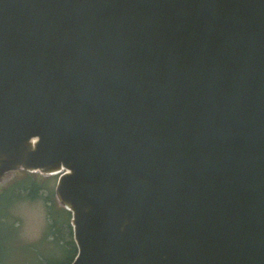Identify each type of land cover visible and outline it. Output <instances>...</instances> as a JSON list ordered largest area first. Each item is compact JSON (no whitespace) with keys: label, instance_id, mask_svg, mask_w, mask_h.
Here are the masks:
<instances>
[{"label":"water","instance_id":"obj_1","mask_svg":"<svg viewBox=\"0 0 264 264\" xmlns=\"http://www.w3.org/2000/svg\"><path fill=\"white\" fill-rule=\"evenodd\" d=\"M57 176L70 264H264V0H0V185Z\"/></svg>","mask_w":264,"mask_h":264},{"label":"rangeland","instance_id":"obj_2","mask_svg":"<svg viewBox=\"0 0 264 264\" xmlns=\"http://www.w3.org/2000/svg\"><path fill=\"white\" fill-rule=\"evenodd\" d=\"M28 178L35 185H40L41 190L35 199H25L26 193L24 192L23 198L15 201L10 208L8 221L12 226L7 225L0 230V264H36L37 257L45 258L50 263L55 260L63 262L69 258V255L64 251L55 250L46 238L48 214L51 211L50 206H47L46 196L48 192L49 194L54 192L57 176L43 177L37 174L16 172L6 179L8 181L0 185V192L8 183H20L27 181ZM52 197L54 199L53 194ZM55 204L60 208L56 202ZM51 208L55 209L52 205ZM54 214L61 215L59 211ZM62 234L65 235L62 242L66 245L69 235L63 230Z\"/></svg>","mask_w":264,"mask_h":264},{"label":"trees","instance_id":"obj_3","mask_svg":"<svg viewBox=\"0 0 264 264\" xmlns=\"http://www.w3.org/2000/svg\"><path fill=\"white\" fill-rule=\"evenodd\" d=\"M27 173V172H22ZM30 174V173H29ZM38 175V174H37ZM30 178H28L27 181H21L20 183L11 184L8 183L0 192V230L2 228L7 227V225L12 226L10 222L8 221L9 217V210L12 207L13 203L17 200H20L23 198V193L25 192V199H35L39 195V192L41 190L40 185H35L33 182H30ZM52 192V191H51ZM54 195V192L52 193ZM52 194L48 192L46 196V202L47 206L51 211L48 214V226H47V235L46 238L49 240V243L54 246L53 248L57 251H64L69 255V258L62 261L55 260L52 263L48 262L47 259L37 257L36 264H70L72 260L74 259L76 255V247L74 245L73 239L71 238V226H70V220L69 213L65 211L63 208H58L55 204L56 200L55 197L53 199ZM51 205L55 208L52 209ZM58 205V204H57ZM59 215L56 216L54 213L58 212ZM62 230L64 233L69 235V240L67 241L66 245L68 246L66 248V245L62 242V238L65 235L62 234ZM49 237V238H48ZM46 239V240H47Z\"/></svg>","mask_w":264,"mask_h":264}]
</instances>
